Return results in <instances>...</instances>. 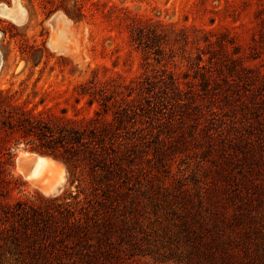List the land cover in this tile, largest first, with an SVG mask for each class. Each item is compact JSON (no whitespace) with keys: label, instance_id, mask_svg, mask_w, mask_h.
Masks as SVG:
<instances>
[{"label":"rangeland","instance_id":"rangeland-1","mask_svg":"<svg viewBox=\"0 0 264 264\" xmlns=\"http://www.w3.org/2000/svg\"><path fill=\"white\" fill-rule=\"evenodd\" d=\"M1 4L21 14H0V91L44 115L101 110L124 142L105 194L70 183L63 160L0 129L21 184L0 201L49 217L44 205L62 196L88 216L81 240L55 227L48 253L26 245L1 264H264V0ZM34 154L57 161L51 178L63 168L58 191L25 176L21 155Z\"/></svg>","mask_w":264,"mask_h":264},{"label":"trees","instance_id":"trees-1","mask_svg":"<svg viewBox=\"0 0 264 264\" xmlns=\"http://www.w3.org/2000/svg\"><path fill=\"white\" fill-rule=\"evenodd\" d=\"M64 11L74 21L82 19L81 10L64 8ZM199 66L202 67L201 62ZM106 97L102 98L105 100L101 103L104 113L110 110ZM2 112L7 114L1 119L0 129L4 131L7 141L16 138L31 144L38 142L41 150L64 161L70 183L78 182V187L85 184L84 186H90L97 193L100 190L105 194L115 188L114 144L124 142L118 140L121 136L120 128H115L108 117L102 115L101 110L93 116L82 117L69 116L65 114V110L62 115L54 112L44 115L14 103L5 92L0 91V113ZM12 161L11 149L0 145V194L21 185L6 166L12 165ZM65 198L67 199L56 196L49 199L44 205L49 210V217L39 206L28 201L18 200L14 204L0 201V258L7 251L13 253L14 249L23 252L22 247L26 245L38 244L34 246L36 250L47 249L48 244L55 247L54 241L48 238L56 228L65 237L74 235L76 240L84 238L87 235L88 216L78 214L79 208Z\"/></svg>","mask_w":264,"mask_h":264},{"label":"bare ground","instance_id":"bare-ground-1","mask_svg":"<svg viewBox=\"0 0 264 264\" xmlns=\"http://www.w3.org/2000/svg\"><path fill=\"white\" fill-rule=\"evenodd\" d=\"M15 6H8L7 4H1L0 5V14L3 16L11 17L12 15H20L19 8ZM62 13H58L57 15L53 16V23H56V21H59L62 17ZM61 21V20H60ZM59 30V29H58ZM58 39V38H57ZM23 156L21 158L22 161V167L25 176L32 181L34 184H36L41 190H43L46 193H53L58 191V187L61 185V183L64 180V170L63 168L59 172L58 177L51 178L49 176L50 172L58 165L57 161L48 156V155H40V154H34V156ZM32 157V158H31Z\"/></svg>","mask_w":264,"mask_h":264},{"label":"water","instance_id":"water-1","mask_svg":"<svg viewBox=\"0 0 264 264\" xmlns=\"http://www.w3.org/2000/svg\"><path fill=\"white\" fill-rule=\"evenodd\" d=\"M60 186L57 188L59 190Z\"/></svg>","mask_w":264,"mask_h":264}]
</instances>
